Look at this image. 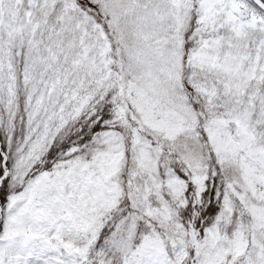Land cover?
<instances>
[{
    "label": "snow or ice",
    "instance_id": "snow-or-ice-1",
    "mask_svg": "<svg viewBox=\"0 0 264 264\" xmlns=\"http://www.w3.org/2000/svg\"><path fill=\"white\" fill-rule=\"evenodd\" d=\"M0 264H264V0H0Z\"/></svg>",
    "mask_w": 264,
    "mask_h": 264
}]
</instances>
